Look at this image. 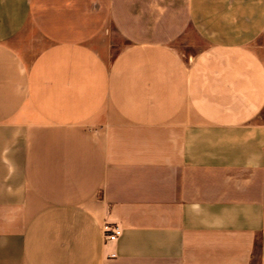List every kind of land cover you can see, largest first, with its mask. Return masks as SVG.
Here are the masks:
<instances>
[{
    "label": "crops",
    "instance_id": "1",
    "mask_svg": "<svg viewBox=\"0 0 264 264\" xmlns=\"http://www.w3.org/2000/svg\"><path fill=\"white\" fill-rule=\"evenodd\" d=\"M263 34L264 0H0V264H264Z\"/></svg>",
    "mask_w": 264,
    "mask_h": 264
},
{
    "label": "rangeland",
    "instance_id": "2",
    "mask_svg": "<svg viewBox=\"0 0 264 264\" xmlns=\"http://www.w3.org/2000/svg\"><path fill=\"white\" fill-rule=\"evenodd\" d=\"M193 41L195 42L196 48H201L203 45L201 43V41L197 38V36H194L193 33L191 32L189 35ZM185 42L183 40H180L176 43V45L181 49L184 50L185 49ZM123 45L122 41L118 42L117 46H115V48H113V50L111 51V55L114 54L116 51H118V49ZM253 45V44H252ZM257 48H259L258 50L260 51V53L264 56V34L258 38L255 42L254 45Z\"/></svg>",
    "mask_w": 264,
    "mask_h": 264
},
{
    "label": "built area",
    "instance_id": "3",
    "mask_svg": "<svg viewBox=\"0 0 264 264\" xmlns=\"http://www.w3.org/2000/svg\"><path fill=\"white\" fill-rule=\"evenodd\" d=\"M121 232L118 226H110L109 224L104 225L103 238L105 241H114L117 239Z\"/></svg>",
    "mask_w": 264,
    "mask_h": 264
}]
</instances>
